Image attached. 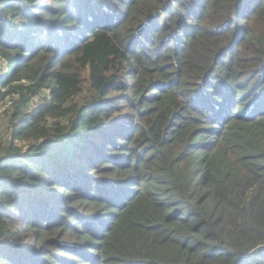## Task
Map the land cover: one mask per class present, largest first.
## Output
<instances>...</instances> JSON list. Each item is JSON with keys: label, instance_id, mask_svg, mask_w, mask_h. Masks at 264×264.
I'll return each instance as SVG.
<instances>
[{"label": "trees", "instance_id": "1", "mask_svg": "<svg viewBox=\"0 0 264 264\" xmlns=\"http://www.w3.org/2000/svg\"><path fill=\"white\" fill-rule=\"evenodd\" d=\"M0 56V264H264V0H0Z\"/></svg>", "mask_w": 264, "mask_h": 264}, {"label": "rangeland", "instance_id": "2", "mask_svg": "<svg viewBox=\"0 0 264 264\" xmlns=\"http://www.w3.org/2000/svg\"><path fill=\"white\" fill-rule=\"evenodd\" d=\"M37 100V97L33 99L34 102H37ZM6 120H8V117L6 118ZM6 120L4 116L0 114V141L2 140V138L5 139L6 137H8L9 129L7 128Z\"/></svg>", "mask_w": 264, "mask_h": 264}, {"label": "built area", "instance_id": "3", "mask_svg": "<svg viewBox=\"0 0 264 264\" xmlns=\"http://www.w3.org/2000/svg\"><path fill=\"white\" fill-rule=\"evenodd\" d=\"M8 70V66L6 62L3 60V58L0 56V75L4 74ZM11 104V100L7 98L6 102L4 104H0V111L5 107ZM34 103L30 104V107H33Z\"/></svg>", "mask_w": 264, "mask_h": 264}]
</instances>
